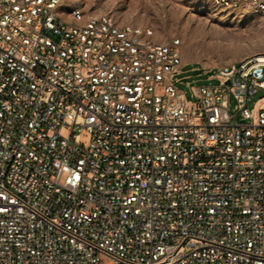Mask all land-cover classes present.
Instances as JSON below:
<instances>
[{
	"label": "built area",
	"instance_id": "obj_1",
	"mask_svg": "<svg viewBox=\"0 0 264 264\" xmlns=\"http://www.w3.org/2000/svg\"><path fill=\"white\" fill-rule=\"evenodd\" d=\"M68 2L0 0V264H264V53L188 100L180 40Z\"/></svg>",
	"mask_w": 264,
	"mask_h": 264
},
{
	"label": "rangeland",
	"instance_id": "obj_2",
	"mask_svg": "<svg viewBox=\"0 0 264 264\" xmlns=\"http://www.w3.org/2000/svg\"><path fill=\"white\" fill-rule=\"evenodd\" d=\"M77 7L97 15H110L118 23L134 28H150L159 44L180 40L182 73L176 75L179 90L188 100L191 90L218 85L210 79L218 68L264 53V13L223 10L210 0H69L67 8ZM261 95L247 103L253 109ZM235 113L237 100L229 99Z\"/></svg>",
	"mask_w": 264,
	"mask_h": 264
}]
</instances>
